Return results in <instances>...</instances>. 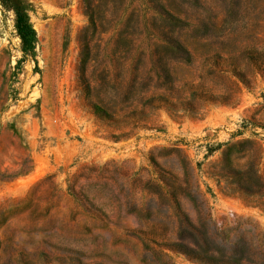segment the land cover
Segmentation results:
<instances>
[{
    "label": "rangeland",
    "instance_id": "obj_1",
    "mask_svg": "<svg viewBox=\"0 0 264 264\" xmlns=\"http://www.w3.org/2000/svg\"><path fill=\"white\" fill-rule=\"evenodd\" d=\"M20 1L29 4L32 46L14 6L0 0V264H196L163 248L171 233L152 231L169 222L168 195L155 183L176 166L177 149L196 168L218 225L243 219L264 228V209L209 173L231 142L256 140L264 154L260 71L234 104L202 101L197 113L176 116L158 110L152 128L119 141L85 107L79 79L86 46L105 61L119 33L172 31L190 53L176 64L185 80L211 50L262 53L264 0H96L93 21L82 0Z\"/></svg>",
    "mask_w": 264,
    "mask_h": 264
},
{
    "label": "trees",
    "instance_id": "obj_2",
    "mask_svg": "<svg viewBox=\"0 0 264 264\" xmlns=\"http://www.w3.org/2000/svg\"><path fill=\"white\" fill-rule=\"evenodd\" d=\"M95 1L82 0L92 21ZM6 2L17 12V28L24 45L32 46L35 31L28 16L29 4ZM150 38L163 44L154 50L143 48L140 43ZM117 45L115 51H104L105 61L98 62L94 46L88 44L79 68L84 105L109 129L107 137L115 141L152 128L158 110L176 116L197 113L202 101L234 104L245 87L253 86L259 71L264 76V50L255 55L246 51L235 55L234 50L225 47L211 50L213 53L205 54L199 75L185 80L178 75L176 64L184 61L182 55L189 57L190 53L172 31L119 33ZM176 153V166L155 183L167 193L170 210L169 222L157 224L152 230L158 235L171 233L163 248L185 255L196 264H264V228L243 219L229 226L218 225L206 194L197 184L196 168L182 150ZM209 173L219 184L225 182L228 194L264 209V154L256 140L227 144ZM69 190L81 201L75 186ZM185 204L191 211L184 208Z\"/></svg>",
    "mask_w": 264,
    "mask_h": 264
}]
</instances>
